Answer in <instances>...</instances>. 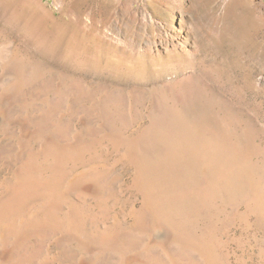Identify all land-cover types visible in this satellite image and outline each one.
<instances>
[{
  "label": "rangeland",
  "instance_id": "1",
  "mask_svg": "<svg viewBox=\"0 0 264 264\" xmlns=\"http://www.w3.org/2000/svg\"><path fill=\"white\" fill-rule=\"evenodd\" d=\"M0 264H264V0H0Z\"/></svg>",
  "mask_w": 264,
  "mask_h": 264
}]
</instances>
